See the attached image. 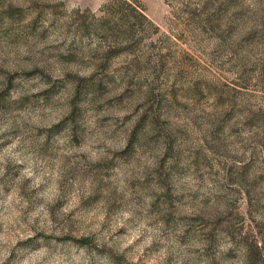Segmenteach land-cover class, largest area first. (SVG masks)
I'll use <instances>...</instances> for the list:
<instances>
[{
	"label": "rangeland",
	"instance_id": "374dc122",
	"mask_svg": "<svg viewBox=\"0 0 264 264\" xmlns=\"http://www.w3.org/2000/svg\"><path fill=\"white\" fill-rule=\"evenodd\" d=\"M0 264H264V0H0Z\"/></svg>",
	"mask_w": 264,
	"mask_h": 264
},
{
	"label": "trees",
	"instance_id": "16d2710c",
	"mask_svg": "<svg viewBox=\"0 0 264 264\" xmlns=\"http://www.w3.org/2000/svg\"><path fill=\"white\" fill-rule=\"evenodd\" d=\"M137 17H139L143 21L146 19V17L143 15V13L142 12H138V11H137ZM126 23L129 24V22H127V21H126ZM129 29L130 28L128 26V28L126 29V31L122 32L123 35H127L129 32H131V31H129Z\"/></svg>",
	"mask_w": 264,
	"mask_h": 264
}]
</instances>
